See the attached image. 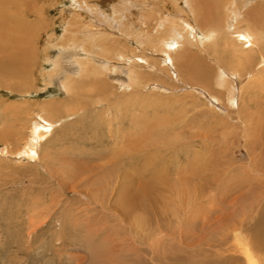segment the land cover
Returning a JSON list of instances; mask_svg holds the SVG:
<instances>
[{
	"label": "rangeland",
	"instance_id": "374dc122",
	"mask_svg": "<svg viewBox=\"0 0 264 264\" xmlns=\"http://www.w3.org/2000/svg\"><path fill=\"white\" fill-rule=\"evenodd\" d=\"M207 1L215 3L214 0ZM222 1L224 0H220V3ZM255 1L262 3L264 9L263 0ZM210 4L213 20L217 22L223 16V10L220 7L222 3L218 4V7L216 4ZM69 7L67 0H0V12L11 15L15 24H19L16 26L18 32L14 30L12 32L20 37L19 44L27 47L30 56L28 68L24 69L27 70L25 77L16 79L15 85H10L6 77L0 78V147L6 146L7 154L11 152L18 154L36 114L47 116L56 124L45 141H42L40 159L37 162L28 161L22 156L18 158L16 154L14 156V153H11L10 157L0 154V264H76L78 258L84 256L89 260L101 253L103 248L105 254L101 255V258L98 257L96 261L101 260L106 264H116L114 262L117 264L187 263L191 250L179 244L180 239L175 229L183 228L187 230V233L192 232L194 227L197 228L199 225L200 218L206 214L210 217H216L219 214L225 217L228 213L226 204L228 205L235 196H239L241 201L237 209L242 211H237L244 217L249 215L246 217L247 220L244 219V225H241L243 227L237 225L239 227L231 228V232L229 230L225 234V239L228 240L226 246H229L231 250L236 248L233 252L240 259L238 263L247 264L242 248H253L251 230L256 218L264 211V192L256 187L253 173L246 175L247 158L242 146L243 138L240 136L242 124L237 119L245 118L250 114L254 126L257 125L258 131L262 129L264 141V65H260L264 60L262 59L264 57V21H256L257 26L254 24V27L259 28L258 31L254 28L257 31L254 32L259 34L262 32V34L260 38L257 36L259 34H256L257 39L253 45L248 46L236 39L229 41L227 38L228 43L220 42L221 45L219 44L216 51L208 50L210 55L216 57L223 66L229 69L236 68L243 73L252 72L251 79L247 75L239 78L242 81L239 85L244 87L247 81V85L252 87V92L249 93L248 87H245L240 100V111H231L233 108L228 106L223 93L219 95L218 102L222 100L220 96L224 102L215 101L218 103L215 105L214 99L210 101L196 91L185 90V84L190 79L182 78L184 76H179L177 79L170 74L162 57L153 48H137L135 43H126L116 36L114 37L118 38L119 42L108 41L112 40L110 38L99 40L103 48L109 47L102 53L116 62L118 59L113 56L116 52H122L127 56V64L133 61V68L140 73L141 87L136 88L138 90L134 89L136 86L122 87V84L109 73L107 75L96 73L94 76L92 74L89 78L83 77L84 79L80 78L76 81V90L71 94L75 92L77 95L68 96L62 93L57 87V82H51L49 76L54 71L56 58L62 50L60 44L70 36L64 32L62 34V25L66 21ZM246 14L248 13L241 14L239 24H246L247 20H242L243 17H248ZM77 16H75L77 22L73 21L74 24H78L81 18L78 14ZM258 23L261 26L258 27ZM72 36L73 38L68 39L72 41L77 39V35ZM135 59L138 63H134ZM204 62L214 70L215 62L210 59H204ZM212 76L213 73L210 79ZM198 79L201 78L198 77ZM201 80L208 81V78L203 77ZM81 81L84 82V86ZM149 83H155L158 87ZM8 84L10 87H7ZM143 85L147 87L142 88ZM96 87H98L97 90H95ZM100 101L103 102L102 105H98ZM45 105L46 107L52 105V108L43 110ZM107 109L111 114L109 113L106 117ZM241 111L244 112V117L241 116L243 115ZM115 115L119 120H114ZM233 132H237L239 136L237 137ZM135 134L141 137L145 146L143 145L142 149L134 151L133 154H124L121 150L123 144L120 142L115 144L114 140L120 141L124 135V145H128L127 142L133 139L132 143H135L137 140ZM233 139L237 142H232ZM116 149L118 156L114 154ZM121 152L123 156L120 155ZM110 159L112 164L108 166ZM100 164H103V169ZM106 170H109L110 176L113 177L114 191L104 206H100L97 199L88 201L80 195L82 193L80 188L84 186L94 188L90 186L92 180L85 185L81 182L79 187L76 186V191L73 189V186L80 182L78 181L80 176H93L91 179L96 177L98 180L101 174L103 176L101 178H104L102 172ZM105 173L108 174V172ZM195 176L202 180H209L207 182L210 183V188L207 192L213 194V198L220 197V200L210 204L212 197L204 199V202H201L204 206V214H196L197 220L193 224L195 226L190 228L192 223L188 222L186 217L176 218L180 210L175 200V191H172L175 185L177 186L176 177H191L193 180ZM213 179L217 180V184ZM149 183L153 187L151 191L154 197L151 195L153 200L151 197L145 198L142 204L143 202L141 203L136 197L138 192H141L142 188L145 190ZM168 195L172 198L171 201ZM208 204L213 206L209 213ZM143 205L148 208V211ZM124 209L129 211L132 217L129 218L128 214H125L122 221L115 216V212L121 213ZM136 212L138 214L145 212V216L148 215L146 217L149 224H154H151L152 226H156L159 220L158 225L166 230L160 234V237L165 238L164 245L156 244L158 256L156 255L155 262L151 260L153 255L149 248V241H152L153 237L149 231H152L146 230L145 235L137 234L138 230L135 233L129 226L135 218L134 215H137ZM154 218L158 220L155 219V221ZM94 224L97 226L100 224L102 227L105 225L104 228L107 231L103 234L111 232L110 241L113 240L115 243L124 241L123 246L121 248L119 246L113 254H109L106 241L103 243L101 236L103 234L94 237L98 231L97 227L93 229ZM170 228H174L173 232ZM91 229L93 231L89 235L95 238H92L91 246H94L95 250L90 248L83 237L85 231H91ZM198 231L203 233L201 230ZM196 237L193 236L191 242L198 238ZM95 242L98 243L95 244ZM101 244L103 248L100 247ZM160 246L164 247V251L160 252L163 250ZM251 252L255 255L258 264L259 262L264 264L263 254L261 256L257 249ZM162 258L166 261L164 262Z\"/></svg>",
	"mask_w": 264,
	"mask_h": 264
},
{
	"label": "bare ground",
	"instance_id": "6f19581e",
	"mask_svg": "<svg viewBox=\"0 0 264 264\" xmlns=\"http://www.w3.org/2000/svg\"><path fill=\"white\" fill-rule=\"evenodd\" d=\"M67 1L69 2L70 7L67 11V15H66L67 19L65 18L66 21L62 25L63 26L62 34L63 32L66 34H69L70 36H68V38L70 37L73 38L72 35H75V36L77 35V39L72 41L67 38L65 41H62L63 43L60 44L62 47V50L56 58V61L54 64L55 69L52 72V74L50 73L51 75L49 77H50V81L51 82L56 81L58 89H60L62 93H65L68 96L77 95L75 92L71 94L72 91L76 90L75 88L76 81H79V79L83 77L89 78L91 77L92 74H93L92 76H94V74L96 73H98V75L99 73H101L102 75L103 74L107 75V73H109L117 82L122 84V87L136 86L134 89L141 87L140 73L133 68L134 66L133 61L128 62L127 64L126 63V61L128 60L126 58L127 56H125L122 52H118V53L116 52V55L113 56V57H117L119 62L118 60L114 62L110 58H108L106 55H103L102 53L103 50L105 51L109 47L103 48V45L99 41L101 38H106V39L110 38L112 40H108V41H111V42L115 40L119 42L118 38H122L124 41H126V43H135L137 48L138 47L139 48L140 47L153 48L154 51L158 55H160V57H162V61L167 67L165 68L167 69L168 72L169 71L171 72V73L169 72L170 74H173L175 78L177 79L179 78V76H184L182 78L190 79L185 84V88H184L185 90L196 91L199 94L205 96L210 101L214 99V102L215 101L218 102L219 95L223 93L227 100L228 106L230 108H233L231 111L233 110L240 111L241 109L240 100L242 98V95H243L242 92L245 87H248L249 93L252 92V87L250 85H247L248 84L247 81H246L247 83L246 86L242 87L239 85V82L241 81V79L239 80V78H241L242 75H247L249 78L253 77L251 71L249 72L246 71L245 73H243L242 71H239L238 69L233 68V67H231L232 69L231 68L229 69L223 66L216 57H213V55H210L208 50L212 49L213 52L216 51V48L219 46L220 42H225L227 38H229V41L236 39L237 41H241L247 44L248 46L253 45L256 42L257 36H259L260 38V35L262 34L261 31H260L261 32L260 34L255 33L258 31L259 28L254 27V24L256 25V21L257 22L264 21V9L261 5L262 3L260 4L255 0H224L221 2L222 4L220 3V0L218 1L214 0L215 3L209 2L207 0H67ZM207 2L209 3L207 4ZM218 2L221 4L220 7L223 10V16L220 17V20L218 21L216 19L217 22H215L213 20V17L210 11V8L212 9V5L210 3L216 4L218 7V4H219ZM165 9H167V11ZM244 12L248 13L246 14L248 15V17L247 18L243 17L242 20L243 21L247 20V22L246 24L241 25L239 24V19H240L239 17L241 16L242 13L244 14ZM4 13L5 12H2V13L0 12V78L6 77V80H9L10 85L11 84L15 85L16 84L15 80L19 79V77L22 78V76L26 74L25 72H27V70L25 71L24 69L28 65L30 56H29L28 50L26 49L27 47H23L21 46V44H19L20 41L18 40V38L20 37L19 36L17 37V35L12 32L13 30L17 31L16 26H19V24H15V22L13 21V18H11L12 17L11 15L8 16ZM23 14L25 15V13ZM77 14L79 15V18L81 17L78 20L79 22L78 24L76 23L77 18H75ZM23 21L27 22L28 20L26 21L23 20ZM73 21H76L75 22L76 24H74ZM259 26L261 25L258 23V27ZM254 28H256L257 31H255ZM256 34H259V35L256 36ZM236 44L239 45V43L237 42ZM221 51L223 52V50ZM216 53L217 52H215V54ZM249 57L251 56L249 55ZM203 58L210 59L213 62H215V66L213 67L214 70L204 62ZM262 59H264V57ZM134 63H138L136 62V59ZM260 65H264V60L260 63ZM137 66L139 65L137 64ZM211 70L214 72H212ZM114 73L115 75H113ZM211 73H213V76L210 79ZM198 77L201 79L203 77L205 78L207 77L208 81H202L201 79H198ZM82 81L81 83H83L82 85L84 86V82ZM81 83H79V85ZM93 83L97 84V82L95 81H93ZM211 83L213 84L212 85L213 87L211 86ZM138 84L140 85L137 86ZM10 85L7 87H10ZM85 85L89 86L88 84H85ZM150 85L154 87H158V85L155 83L150 84ZM146 87L147 86L145 85L142 86V88H146ZM11 88H13V86H11ZM97 88L98 87H96L95 90H97ZM220 97H221L220 99L222 100L219 102L221 103L223 101V98L222 96ZM216 102H215V105L219 103V102L218 103ZM95 103L97 104L96 101ZM102 104L103 102L101 101L98 102V105H102ZM228 106H226L227 109H229ZM51 108H52V105L51 106L48 105L47 107L45 105L43 107V110H47ZM248 112L250 113V111ZM109 113L110 111H108L107 109V112H105V116L107 117ZM242 113L243 115L241 116L244 117V112ZM74 114H71V115H74ZM233 115H236V114H233ZM114 120H119V118H117V115H115ZM237 120H239V123L241 122L242 124L241 134L240 132L239 134L241 138H243L242 146L245 150L246 158H247V165H246L247 174L246 175L248 176L249 173L251 174L253 173L254 178L256 180L255 181L256 187L261 189L264 192V141H263V134L261 131L262 129L258 131L259 128L257 127V125L255 124L256 126H254V121H253V118L250 116V114L249 116L247 115L245 118L240 119V117H238ZM55 125L56 124L54 123V121L48 119L47 116L36 114L35 118L33 119L30 125L31 128L29 129V133L25 139V142L23 143L22 147H20L21 149L19 148L20 150H18L19 151L18 154H16L17 152L16 153L11 152V151L10 152L14 153V156L16 154L18 158L22 156V158H25L28 161L37 162L40 159L42 143L45 141L49 133L53 130ZM236 126L234 127L235 129H236ZM234 134H236L237 136V132ZM124 138L125 136L122 135L120 141L117 139L114 140L115 144H119V142L120 144L121 143L123 144L121 147V150H123L122 152H124V154H128V153L133 154L134 151H139V149H142V146L144 145L143 140L141 139V137L138 136V134H135V138H137L135 143H132L134 140L133 139L127 142L128 145H124ZM235 139L238 140V138H235ZM235 139H233L234 141L232 140L231 141L237 142L235 141ZM228 140H230V138ZM144 143H146V141H144ZM6 148H7L6 146L0 147V154L4 156L9 155L10 157L11 153L7 154L8 150ZM122 152L120 155H122ZM114 154L118 156V150L115 151ZM129 162L131 161L129 160ZM111 164L112 163L110 159V162H108L107 165L111 166ZM100 166H101V169H103V164H100ZM95 169L97 168L95 167ZM105 172H108V174ZM102 173L104 175V178H101L103 177L101 174L98 177V180L96 177L91 179L93 176H90V177L85 176V175L82 177L80 176V179L78 180L80 181L79 182L80 184L76 183L75 186H73V189L75 190L76 186L79 187L81 185V182L85 185L86 182H91L90 180H92V183L90 186H93L94 188H89L87 186H84L80 188V190L82 191L80 195H82V197H84V199L88 201H91V199H95V200L97 199L96 201L98 202V204L100 206H104L105 202H108L110 200L109 196L114 191L113 190L114 183L112 181L113 177L110 176L109 170L108 171L106 170ZM194 179H193L194 180V184H193V180L191 177H176L175 183L177 184V186L176 185L175 187L173 186L174 190L172 191V192L174 191L176 192V194L174 192L175 200H176V203H178V208L180 210L178 213L179 215L176 216V218L186 217L185 219H187L188 222L191 221L192 223L190 228L192 226L193 227L195 226L193 224L195 223V220H197L196 214H204L203 213L204 206L201 205V202L204 199H208V197L210 198L212 197L213 200L209 201V203L216 202V201L219 202L220 200L219 199L220 197L213 198L214 197L213 194H210L207 192L208 188H210V183L207 182L209 180L207 181L202 180V178H199L197 176H195ZM213 181L215 182V184H217L216 183L217 180L215 181L213 179ZM213 181L211 182L213 183ZM172 183L174 182L172 181ZM126 187L128 188V186ZM152 188L153 187L150 186V183H149L146 189L145 190L143 188L142 190L140 189L141 192L139 191L138 194L136 193L137 197L136 196L135 197L138 198L141 201V203L143 202L142 204H144L145 201L143 200H145V198L147 197L148 198L151 197V195L153 194L151 191ZM130 195L132 198V194ZM160 196L166 199V197H163L162 195ZM177 196H179V198H177ZM153 197H151V199ZM165 199L163 200L165 201ZM171 199L172 198H170V201ZM223 202H226V201H223ZM213 204L215 206V203ZM238 204H241V201H239V196L233 197L231 199V202H229L228 205L226 204V210L228 211V213L225 217L224 215H221V214L217 215L216 217H213L212 215H211L212 217H210L208 214H206L200 218L199 225L197 226V228L194 227V231L192 230V232L187 233L186 232L187 230L183 228L182 229L185 230L184 232H182L183 230L180 228L179 229L177 228V230L175 229V232L177 231L176 234H178L177 237L180 239L179 244L191 250L190 253L186 250L189 253L188 262L183 263V264H241V263H238L240 260L239 257L234 254L235 252H233L235 251L236 248L234 250H231L229 246H226L228 240L225 239V234L229 232V230L231 232V228L241 226L243 224L244 219L249 215L248 214L245 217L243 216V214L240 215L239 211L241 209L240 210L237 209ZM198 205H201V206H198ZM216 205L219 206L218 204ZM143 207L148 211V208L145 207V205H143ZM207 207H208L207 210L209 213V211H211V207L213 206L208 204ZM130 209L131 208H129V210ZM220 213H223V212H220ZM125 214H128L129 218L132 217L131 213L129 214V211H126L125 209L123 210V212L121 211V213L115 212V216H117L120 220L122 219V221H124L123 218ZM136 214L137 215H134L135 218L132 221L130 219L131 223L129 224V226L131 229L135 231V233H137L136 231L138 230L137 234L139 233L144 234L146 230L152 231V232L149 231V233H151L150 235H153L152 241H149L150 242L149 248L152 250V255H153L151 260L155 262V257L156 255L158 256L157 250H156L157 245L158 243L160 245H164L163 243L165 241L164 240L165 238H163L162 236L160 237V234L166 230L161 228L160 225H158L159 220L156 218H154V220L155 219L158 220L157 223L155 222L157 224L156 226H152L154 225L153 223L149 224L148 218L146 217L148 215L145 216V212L142 214L141 213L138 214V212H136ZM174 217L173 219L176 220V218ZM256 219L257 220L255 221V224H253V228L251 230L252 231L251 235L253 239V248L251 247L242 248L247 264H258L255 258V255L253 254V252H251V250L256 251L257 249V251L261 254V256L263 254L262 259L264 260V211H262L260 213V216ZM188 222H185V223L187 224ZM93 226H94L93 227L94 230L96 229L95 227L98 228L97 229L98 231L96 232V235H94V237L101 235L107 231V229L104 228L105 225L102 227L100 226V224H98V226L97 224L96 225L94 224ZM174 228H170V230ZM197 229L201 230V232L203 231V233L201 234ZM246 229L247 228H245V230ZM133 230L131 231L133 232ZM92 231H93L92 229L91 231L86 230L85 236H83L85 237L86 241L90 245V248L94 247L91 245L93 244V239H95L93 235H89V233H92ZM123 233L125 232L123 231ZM94 234H95V231H94ZM110 235H112L111 232L106 233V235L103 234L101 236L103 237V243L105 241L107 243L106 248L109 254H113V251L115 252L116 248H118L119 246H120L119 248H121V246H123L124 241H122L121 243L120 242L115 243L113 242V240L110 241L111 239ZM193 236H197L198 238L196 237L197 239L195 240L193 239V241L191 242V239L193 238ZM88 238H91V239H88ZM148 239L150 240V238ZM247 239L248 238H246V240ZM185 240H189V241H185ZM97 243L98 242H95V244ZM125 244L127 243L125 242ZM173 246H175L174 243H173ZM231 246L233 245L231 244ZM100 247L103 248V245L101 244ZM161 249L163 250H160V252L164 251V247H161ZM93 250H95V248H93ZM103 254H105L104 248L101 249V253H99L98 255H94L92 253V256L94 255L95 259L91 257L88 260V259H85L84 256H82L81 258H78L76 264H82L84 262H88L89 264H93V262L94 264H106V263H102L103 261L101 260H98L99 262L96 261L98 257H100ZM165 261L166 260L164 259V262ZM114 263L117 264V262H114ZM175 264H182V263H175Z\"/></svg>",
	"mask_w": 264,
	"mask_h": 264
}]
</instances>
